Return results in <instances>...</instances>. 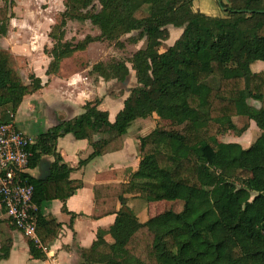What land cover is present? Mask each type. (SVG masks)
I'll return each instance as SVG.
<instances>
[{
  "label": "trees",
  "instance_id": "obj_1",
  "mask_svg": "<svg viewBox=\"0 0 264 264\" xmlns=\"http://www.w3.org/2000/svg\"><path fill=\"white\" fill-rule=\"evenodd\" d=\"M2 1L0 38L12 17L9 0ZM63 6L59 23L48 33L54 45L46 75L55 74L63 59L93 42L121 44L125 37L127 44L143 41V46L126 61L99 62L89 72L95 80L120 83L133 72L137 86L128 88L122 112L113 123L107 112L98 109L100 99L87 101L79 116L48 129L29 146L30 170L51 158L48 178L28 179L38 207L36 235L44 249L28 240L31 258H45L44 251L61 227L42 214V205L61 201L72 222L75 215L64 203L83 186L70 180L73 169L57 152L58 138L71 134L86 140L92 148L86 160L90 161L120 151L131 124L156 115L162 121H185L184 128L156 129L138 137L139 165L129 180L94 186L91 219L115 215V221L80 250L78 264H264V68L257 73L248 70L254 62L264 66V0H218L217 16L194 10L193 0H98V8L95 0H64ZM86 21L97 36H86L76 45L63 42L68 22ZM169 27L183 31L161 53ZM15 64L14 56L0 49V110L7 112L0 122L4 123L12 120L26 95L41 87L34 75L24 84ZM251 122L257 130L248 148L217 141L228 133L242 136ZM216 156L222 157L221 166L214 165ZM126 196L147 202L182 201L183 210L141 223L125 209ZM0 212L4 213L2 207ZM6 255L0 230V261Z\"/></svg>",
  "mask_w": 264,
  "mask_h": 264
},
{
  "label": "crops",
  "instance_id": "obj_2",
  "mask_svg": "<svg viewBox=\"0 0 264 264\" xmlns=\"http://www.w3.org/2000/svg\"><path fill=\"white\" fill-rule=\"evenodd\" d=\"M224 1L221 0V2ZM217 3L218 0H193V9L210 16H217L219 8ZM3 6L4 2L0 4V8ZM12 9L13 2L9 0V13L12 12ZM220 10L223 11V9ZM9 21L6 25V34L0 38V49L10 52L14 56L15 62H18V60L24 61L26 69L29 71L28 76L34 75L41 82V87L38 91L23 98L10 121L21 133L34 141L38 135L48 129L79 116L83 112V105L87 101L95 99L101 100L98 109L107 112L109 123L115 121L116 117L122 112L123 102L128 96V88L137 86L131 70L127 80L122 83L115 80L103 81L101 78L95 80V76L89 75L91 67L88 68L86 66L69 74H64L61 64L66 58L60 62L58 71L55 74L46 75L47 67L51 61L49 54L45 55L44 51H42L37 55H33L30 50L25 52L21 46H14V43L18 42L12 37L11 27H9L8 31V26L11 24ZM178 29L181 31L178 33L179 38L183 29ZM173 30H177V28H168L169 39L166 42L170 40L171 31ZM49 31L50 28L47 32L48 39H50L48 37ZM176 40L172 38L169 46L173 45ZM50 41L52 40L50 39ZM263 68L262 64V69L257 72L262 71ZM19 76L24 84L29 83L28 77L24 79L20 74ZM129 80V87L125 88L124 86ZM6 116V110H0V121H3ZM150 119L162 121L156 115L147 119L135 120L123 137V148L120 151L110 152L90 161L86 160L92 153V148L86 140H76L71 134L58 138L56 144L57 152L63 162L73 169L69 176L70 180L79 181L83 184L64 203L67 212L74 214L75 218L71 222L70 215L62 211L63 204L59 200L45 202L42 205V214L53 217L61 227L56 239L44 251L45 258L38 260L31 258L29 254L28 239L17 230L12 229L7 224L4 213L0 212V220L2 221L0 230L4 235L7 249V255L0 261V264H78L81 261L80 250L86 249L92 244L96 239L98 230L108 231L115 221V215H108L97 220L91 219L95 211L93 188L96 185H117L129 180L130 175L137 170L139 165L138 137H143L153 131L151 130L143 135L140 134L141 131H145L142 127ZM251 125L254 129L250 131V141L247 146L243 147L237 141L226 142L220 140L219 142L236 143L244 149L248 148L252 142L254 131L257 130L253 122L250 123L249 129ZM232 136L234 135L232 134ZM242 136L234 137L238 139ZM43 160L48 163L51 162V158ZM81 162L83 163L81 164ZM30 175L39 179V168L30 170ZM49 176L45 177V179ZM132 198L140 199L139 197L126 196L127 204ZM175 202L173 204H178ZM177 206L180 208V205ZM119 208V205H117L116 209L118 210ZM181 211L178 210L177 213ZM143 212L144 210L141 209L135 215L141 223L150 219H142L141 214ZM106 239L110 242L109 237Z\"/></svg>",
  "mask_w": 264,
  "mask_h": 264
},
{
  "label": "rangeland",
  "instance_id": "obj_3",
  "mask_svg": "<svg viewBox=\"0 0 264 264\" xmlns=\"http://www.w3.org/2000/svg\"><path fill=\"white\" fill-rule=\"evenodd\" d=\"M63 1L64 0H12V17L9 21L11 22V24H9L8 26V31L10 29L9 27H11L13 33L12 37L18 42L14 43V46H21L22 48H24L23 51L25 52L30 50L33 55H37L42 51H44L45 55H47L54 45V41H50V39L47 38V32L49 28H51V25L59 23L61 18L60 14L64 11ZM2 3V0H0V4ZM95 7L98 8V0H95ZM180 32L181 31L178 28L177 30L171 31L170 40L159 48V52L162 53L165 50L164 46H169L171 44L172 38L173 40H176L178 38V33ZM97 35L98 31L88 21L68 22L65 27L63 42L76 45L78 43H81L86 36L94 37ZM125 39V37L120 39L123 44L108 42H93L88 44L83 51L74 52L70 55V57L62 62L61 66L63 73L69 74L71 72H74V70L80 69L85 66L89 68L99 62L106 63L110 60H128L133 53H135L143 46V41L139 42L137 45H129L126 43ZM15 63L17 72L21 75V77L24 79L28 77L29 71L26 69V63L19 60ZM261 69V62H254L248 66V70L250 73L257 72ZM129 84L130 80L124 87L128 88ZM148 121L149 122L144 127H142L143 129H145V131H141L140 134L143 135L155 129L181 132L185 125V121H157L156 119H150ZM233 123L237 126L243 125L241 121L238 122L237 120H233ZM252 129H254V127L251 125L249 131L245 133L241 138L236 139L234 136H232V133H229L226 136L221 137L220 139L218 138L217 141H237L243 147H245L249 144L250 131ZM222 163V157L216 156L214 159V165L221 166ZM233 181L236 185L241 184V180L239 179H234ZM173 203L174 202L169 201L147 202L142 199L132 198V200H130L126 205L125 209L134 215H136L141 209H143L144 212L141 214V218L144 219L151 218L164 212L177 213L178 210H183L182 201L175 202L178 204ZM177 205H180V208Z\"/></svg>",
  "mask_w": 264,
  "mask_h": 264
},
{
  "label": "built area",
  "instance_id": "obj_4",
  "mask_svg": "<svg viewBox=\"0 0 264 264\" xmlns=\"http://www.w3.org/2000/svg\"><path fill=\"white\" fill-rule=\"evenodd\" d=\"M33 142L11 122H0V207L11 225L44 250L36 235L38 207L28 180Z\"/></svg>",
  "mask_w": 264,
  "mask_h": 264
},
{
  "label": "water",
  "instance_id": "obj_5",
  "mask_svg": "<svg viewBox=\"0 0 264 264\" xmlns=\"http://www.w3.org/2000/svg\"><path fill=\"white\" fill-rule=\"evenodd\" d=\"M126 80H127V78H126ZM38 168L40 170V176H39L40 180H44L45 177L50 175L49 163L47 161L41 160V162L39 163Z\"/></svg>",
  "mask_w": 264,
  "mask_h": 264
}]
</instances>
